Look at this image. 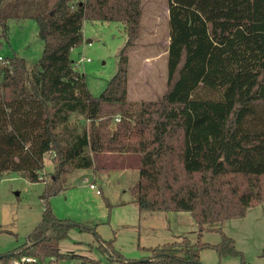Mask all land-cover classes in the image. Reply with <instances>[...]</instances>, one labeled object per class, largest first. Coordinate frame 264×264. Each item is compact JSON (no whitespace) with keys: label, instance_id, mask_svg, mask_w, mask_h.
Masks as SVG:
<instances>
[{"label":"trees","instance_id":"16d2710c","mask_svg":"<svg viewBox=\"0 0 264 264\" xmlns=\"http://www.w3.org/2000/svg\"><path fill=\"white\" fill-rule=\"evenodd\" d=\"M168 7V89L132 109L129 55L140 36L142 0H0V38H8L10 21L34 20L45 45L33 65L17 54L0 64V177L17 171L43 180L46 155L54 162L41 221L25 244L0 254L1 264L62 255L60 243L76 224L58 218L49 197L64 189L68 172L93 167L103 153L138 157L132 193L141 211H188L201 231L264 203V0H168ZM86 20L122 21L128 35L99 96L71 56ZM217 21L238 24L213 30ZM117 113L121 120L111 130ZM145 248L151 255L141 261L113 256L119 264H202L204 248L243 255L226 235L218 244L179 235Z\"/></svg>","mask_w":264,"mask_h":264},{"label":"rangeland","instance_id":"374dc122","mask_svg":"<svg viewBox=\"0 0 264 264\" xmlns=\"http://www.w3.org/2000/svg\"><path fill=\"white\" fill-rule=\"evenodd\" d=\"M142 8L140 36L129 55L128 103L132 109L161 98L168 89L164 53L170 37L166 20L168 0H142ZM237 24L217 21L212 28L224 25L233 29ZM83 32L84 40L71 56L75 67L85 74L90 92L99 96L118 69V54L128 35L125 24L119 20H86ZM0 43V57L17 54L29 65L41 59L45 46L34 20L10 21L8 38H0ZM82 57L89 60L79 62ZM116 116L121 118V113L113 116L111 130L118 122ZM71 119L81 126L90 123L78 114H72ZM44 170L45 178L39 181H31L17 171L0 177V254L25 244L41 221L46 181L51 180L54 171L51 155H46ZM139 174L135 154L103 153L93 167L74 169L65 175L64 189L51 195L49 204L58 218L76 225L70 227L68 237L60 243L62 255L56 256V264H92L94 260L119 264L113 256L116 252L129 260L141 261L151 255L145 247L172 242L179 235L188 236L194 243L201 240L210 244L221 243L226 235L234 239L236 249L243 254L220 256L215 249L204 248L199 252L202 264H264V203L249 208L244 217L205 225L201 231L191 212L141 211L132 193ZM261 180L264 184V176ZM220 226L221 231L210 229Z\"/></svg>","mask_w":264,"mask_h":264},{"label":"built area","instance_id":"2783aa9c","mask_svg":"<svg viewBox=\"0 0 264 264\" xmlns=\"http://www.w3.org/2000/svg\"><path fill=\"white\" fill-rule=\"evenodd\" d=\"M84 60H89V59H87L85 57H82V58L79 59V62L84 61ZM8 62L9 61L6 60V57H4V58L0 57V64H6ZM116 120L117 121H120L121 118L119 116H116ZM45 173L46 172L44 171V174ZM44 174L40 175V179H44L45 178V175ZM91 187L92 188H96V185L94 183H91ZM97 191L100 192V190H97ZM55 261H56L55 259H54V261L53 260H50L49 262H46L45 261L42 264H56ZM39 263H40V261H39V259L37 257H33V256H22L20 259H15L14 261H12L9 264H39Z\"/></svg>","mask_w":264,"mask_h":264},{"label":"crops","instance_id":"0c3cea01","mask_svg":"<svg viewBox=\"0 0 264 264\" xmlns=\"http://www.w3.org/2000/svg\"><path fill=\"white\" fill-rule=\"evenodd\" d=\"M166 20H167V24H169V10H167V12H166ZM169 43H170V37L167 40V43H166L167 44V47H166V50L164 52L167 57H168V47H169Z\"/></svg>","mask_w":264,"mask_h":264}]
</instances>
